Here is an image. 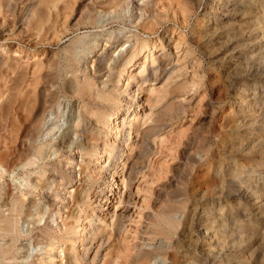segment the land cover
Segmentation results:
<instances>
[{"label":"rangeland","instance_id":"374dc122","mask_svg":"<svg viewBox=\"0 0 264 264\" xmlns=\"http://www.w3.org/2000/svg\"><path fill=\"white\" fill-rule=\"evenodd\" d=\"M69 1L70 7L66 8L65 4ZM115 1L59 0L57 18L52 15L49 21L39 22L38 14L31 16L35 18L29 16L31 20L26 17L28 11L34 13L36 10L35 13H38L39 9L35 7H41L39 15L45 14L41 11L43 6L39 0H0V48L5 47L0 49L2 87L4 84L10 86V79L16 78L17 88L27 95L47 94L55 97V101L46 103L37 111L28 134L17 140L20 148L31 145L42 148L39 156L41 163L53 161L61 153L71 150L75 170L78 172L79 165L87 166L83 175L90 178L86 176L87 180L81 185L89 195H93L92 191H104L110 176L102 177L99 170L104 162L96 163L94 159L102 155V147L113 137L106 136L104 127L97 128L98 144L93 146L92 154L84 155L76 146L80 141L76 129L81 122L85 103L80 89L93 80L94 70L89 62L100 54V41L109 40L112 30L115 28L117 31L119 27L131 31L133 36L122 45L116 42L114 58L131 50L134 44L144 46L137 53L135 64H127L119 77L120 81L116 83L121 90L124 81L130 80L131 90L137 88L134 102L141 123L138 135L131 130L124 156L131 155L135 159L140 133L146 131L136 169L127 178L130 163L125 165L122 179L115 180V186L118 185L116 195H109L104 199L105 203L96 199L90 201L91 205H72L66 191L71 190L73 184H79L77 173L75 179L67 184V190H61L52 203L42 194L50 186L47 175L33 172L28 178V190L21 191L24 201L17 213L24 233L14 242L10 236L4 238L5 242L13 243L15 258L14 262L12 258L8 259L6 264H32L33 255L38 254L39 247L31 236L39 233L41 211L45 212L46 218L52 210L49 214L53 213L57 219L53 223L55 230L51 244L54 249L49 253L50 262L47 264H87L94 253L96 256L91 264H102L106 248L116 249V243L126 244L132 251L136 246L166 248L168 240L161 234L154 236L152 233V224L160 215L165 213L181 220L179 231L191 216L197 219L212 206L214 212L218 211L217 204L229 209L228 193L255 180L260 190L254 194L255 198L234 199L229 204L237 212L251 215L256 221L259 234L254 233L249 239H252L255 248L264 249V103L247 110V101L243 105L246 107L243 110L245 113L236 112L244 87L252 82L257 89L256 96L264 102V0H233L235 6H248L249 13L243 16L236 11L235 18L216 17L219 19L216 25L218 35L214 37L205 35L210 33L205 26L211 15L203 6L204 0L201 5L196 0H126L128 3L114 8ZM133 2H145L147 11L140 24H149L146 28L136 29L129 25L131 12L134 11ZM89 16H92L94 23L86 24ZM39 27L43 32H39ZM206 36L211 37V41ZM72 37H79L84 44L75 49L77 60L74 71H68L62 53ZM112 41L115 42V39H110L109 44ZM15 52L19 56H14ZM152 52L158 55L165 52L166 69L152 84L148 80L136 85V78L131 80L127 71L137 73L140 61ZM97 75L94 74V77ZM84 76L89 78L82 81ZM69 78L74 80L72 91L65 93L61 90V84ZM76 79L81 82H76ZM99 87L102 84L99 83ZM149 88H153L150 93ZM11 93L14 94L15 89H11ZM146 97L150 100H146ZM152 97H157L156 101ZM0 144L2 152L4 145L1 139ZM120 170L117 168V172ZM19 193L20 189L12 182L10 174H5L0 182V201H10ZM62 196L68 200L63 202L60 199ZM99 197L103 199V195ZM256 201L260 204H256ZM63 204L67 205L62 208ZM92 212L96 216L93 231L103 228L113 231L112 223L116 219L122 222L110 240L115 241L111 242V247H115L103 245L95 252L97 239L92 244L89 239L82 240L85 232L92 231V225L87 221ZM3 213H8L7 207L3 208ZM225 214L222 223L226 229L233 228L234 218L230 217L229 210ZM196 226L194 224L193 229H197ZM179 242L180 251L193 253L194 248L190 245L186 247L185 239L181 238ZM169 249L179 261L181 252ZM30 252L33 254L26 258ZM82 253H86L87 261L80 259L74 262L73 255ZM197 255L204 258L201 254ZM205 260L206 264H212L208 258ZM164 262L161 253L156 251L150 257L149 264Z\"/></svg>","mask_w":264,"mask_h":264},{"label":"bare ground","instance_id":"6f19581e","mask_svg":"<svg viewBox=\"0 0 264 264\" xmlns=\"http://www.w3.org/2000/svg\"><path fill=\"white\" fill-rule=\"evenodd\" d=\"M58 2L59 0H39V3H41L43 6L41 11L45 12V14L40 13V15H44V17L41 18V16L39 15L41 8L39 7V5V8H34L35 5L33 6L34 9H39L38 13H35L36 10H34V13H31L30 11L31 14L28 11L26 13V17L29 18V16L31 17L34 14H38L37 18L39 17L40 20H38L40 22L48 20L49 16H57L58 12L60 11V7L57 6ZM196 2L201 5L202 0H196ZM124 3L128 2H126V0H116L113 7L117 8L118 6H122ZM70 4V1L69 3L66 2L65 7L69 8L70 6L68 7V5ZM132 4L134 11L131 12L129 25L136 29L139 27L146 28L147 26H149V24L147 26H141L140 24V20L144 21L146 13L145 2H143L142 4L133 2ZM203 6L204 8L208 9V12L207 10L206 12L211 15L210 17L208 16L206 21L208 22V24H206L205 26L207 29L209 28L210 31L209 34L205 35H209L211 37H214V35H218L216 25L219 19L216 17H222L223 19L229 17L235 18L234 12L236 11L240 12L243 16L249 13L248 6L246 7L244 5L242 6V8L239 5L235 6L233 0H204ZM31 18H29V20H31ZM92 23H94V19L92 18V16L87 17L86 24ZM203 23H200V25ZM37 25H39V23ZM151 25H153V23ZM44 28L45 27H43V30ZM40 31H42L41 28L39 32ZM119 35H121V38H118ZM132 36L133 33L131 31H125L124 28L119 27L117 31L114 28L108 37L109 40L115 39V42L112 41V43L109 44V40L100 41V54L95 56L96 58L92 62H89L91 69L94 70V74L98 75L94 77L93 74L92 82L85 84V86L80 89L83 96H85V103L81 122L78 124V127L76 129L77 135L80 138V141L76 145L78 147V150H80V152H82L84 155L92 154L94 152L93 146H95V144H98L99 141L98 133L96 132V129L99 127H104L106 129V136L110 135L111 137H113V139L110 140L108 144L106 142V145L102 147V155H100L99 157L97 156L98 158L94 159L96 160V163L104 162V164L100 166L101 168L99 170V173L102 175V177H107L108 174L110 176V180L108 179L107 184L104 186V191H92V196H90L88 191L85 190L83 185H81L85 182V180H87L85 178L86 176L87 178H90V176L88 175H83L85 171L84 169L87 168V166L86 164H82V166L79 165V169L77 172L75 170L74 157L71 156V150L61 153L60 156L53 161L41 163L39 156L42 152V148H36L31 145L26 147L25 149H22L17 144V140L25 137V135L30 131V127L33 123V118L37 111L41 107H45L46 103H52L53 101H55V97L53 95L49 96L47 94H33V96L27 95L17 88L18 85L16 78L10 79V86H5L4 84V87H2V83L0 82V139L4 145L3 151L0 152V182L3 180V176L5 174H10V179L15 184L17 189H20V193L12 197L10 201H0V264H6V261L11 258V261H15V258L13 257V243L5 242L4 238L6 236H10L14 242L18 236H21L24 233L22 229L23 226L18 221L17 213L19 206L24 201L23 193H21V191L28 190V178L33 172H38L43 176L47 175L48 179L50 180V186H48L47 192H42V194L44 197L49 199L48 201H51L52 203L57 198V195L61 190H67V188L69 187H67V184H69L72 179H75V174L77 173L78 177L76 180L79 181V184H77L76 186H74L73 184L71 186V190L66 191L68 192L71 199L70 202H72V205L78 203H86L91 205V200L99 199V201H103V203H105L104 199H107L109 195H116V188L118 187V185L115 186V180L122 179V170H124V167L127 163H130V165H128L129 172L127 174V178L131 176L132 172H134V170L136 169V160L141 157L144 147L143 139L146 138V131H142L140 133V143L136 146L137 151L135 159L131 157V155L124 156V147L127 146L126 142L130 138L131 130L135 133V135H138L139 127L141 125L140 118L136 115L137 109L134 102V99L137 96V88L131 90L130 80H127L126 82L124 81V88H122L121 90L116 87V83L120 81L119 77L122 75V72L125 71V66L127 64H129V66L135 64L137 53L141 52L144 46L143 44L138 46H135L134 44L132 49L125 54L122 53L118 58L113 57V52L118 45L116 42H119L120 45H122L125 42L130 41ZM211 37H207L209 39L208 41H211ZM82 44L84 43L79 37H72L67 45V48L64 49L62 55L66 70L74 71L77 60L75 49ZM4 48L5 47L3 46L0 49ZM159 49H161V47ZM164 55L165 52H161L160 55L154 52H152L151 54L148 53L146 56H144L143 60L140 61V69L138 70V72L133 73L127 71V74L130 78H132L131 80H134L133 78H136V85L143 84L148 80H151L152 84L154 80H156L157 77L166 69V64L164 61L165 59L163 57ZM14 56H19V54L15 52ZM111 70L116 71H114L113 73L111 72ZM103 76H105V79H103ZM88 78L89 76H84L82 78V81H85ZM79 81L81 82L80 79H76V82ZM73 82L74 80L72 78L65 79L64 81H62L61 90L65 93L71 92ZM99 83L102 84L101 88L99 87ZM253 85H255L254 82L249 84V86L244 87V94L240 95L241 101L237 104V113H245V111L243 110L246 107H244L243 105H245L247 101V110H252L259 104L263 105L264 102L261 101V97L256 96L257 89L256 86ZM11 89H15L14 94L11 93ZM150 91H153V88H149L148 92L150 93ZM153 98L154 97H152V100L156 101L155 99L157 97L155 99ZM146 100L150 99L147 98ZM119 115L121 116L119 117ZM33 133H35V131H33ZM117 168L121 170L117 172ZM11 172H14V174H12ZM119 172L121 173L119 174ZM124 180L125 179H123V181ZM258 188L259 187L256 180L249 181V184H247V186H241L239 189H235L234 192L228 193L227 196L229 200H227V202L230 203L231 200L234 199L241 200V198L245 197L255 198L254 194L260 191ZM101 195H103V199L99 197ZM60 199L63 202L64 200H68V198L64 196H62ZM258 201H256V204H260V202ZM229 203V209H227L226 207H222L221 204H217V212H214V207L212 206L206 211L204 210V214H202L197 219H194V217L191 216L184 222L185 227H182L179 231L178 227L182 223L181 220H178V218L175 219L174 216L166 215L165 213L160 215L152 224V233L154 234V236L161 234L168 240L169 245L166 246V248L160 249L157 247H152L148 249L136 246V248L132 251L129 250L128 245H117V243L115 245L117 246V248H112L115 246L111 247V244L115 241L112 242L110 240L113 237V233H116V231L121 227L122 222L118 219H116L114 222L112 221V225H114V232L111 230L107 231L104 228L103 230L100 229V231H93V223H95L96 221V216L95 213L93 214V212L91 214L92 216L88 217L89 219H87L88 223L92 225V231L85 232V237H83L82 240L89 239L90 243L92 244V241L97 239L95 252H98L103 245H107L112 248H106L107 252L105 251L102 264H149L150 257L156 251H159V253H161L162 257L164 258V261H166L164 262V264H206L205 259L207 258L211 261L210 263L212 264H264V249L260 250L259 247L255 248L252 239H249L252 238V234L258 233L256 231V221L251 218V215L245 214L243 212H237L236 209L231 207V204ZM66 205L67 204H63L61 206L62 208H64ZM4 207L8 208L7 214L3 213ZM257 208H260V205H257ZM228 210L230 217L234 218V227L226 229L227 227L224 223H222V221H224V219L226 218L225 212ZM51 211H49V213ZM195 212L196 209H194V213ZM40 213L42 214L40 215L41 217L39 218V222H42V224H40L38 228L39 233L31 236L37 247H39L38 254L33 255L32 264H47L48 262H50L49 253L54 249L51 243L54 239L52 235L55 230L53 223L57 219L52 215L53 213H48L46 218H44V211H41ZM62 224L66 226L65 222H62ZM194 224H197V229H193ZM91 235L93 236L91 237ZM181 238L185 239V241L187 242V246L184 244L186 247L190 245V247L194 248L193 253L180 251L181 245L179 240H181ZM150 239H153V237ZM119 243L120 241H118V244ZM48 245H50L51 247H48ZM169 248H171L172 250H176L178 253L181 252L179 261L176 260V255L174 256V253L168 251ZM72 251H74V247H72ZM196 252L198 254H201L200 256H204V258L198 257L199 255H197ZM31 254L33 253L30 252L26 258H29ZM85 256L86 253H82L80 255L74 254L72 259L74 262H78L80 261V259L87 261V258ZM95 256L96 254L94 253L91 260H89L87 264L93 263ZM72 259L70 261H72Z\"/></svg>","mask_w":264,"mask_h":264}]
</instances>
